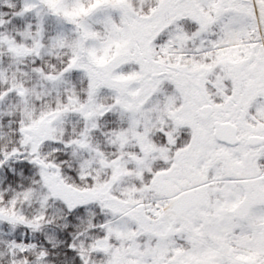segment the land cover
<instances>
[{"label":"snow or ice","instance_id":"6c2138e0","mask_svg":"<svg viewBox=\"0 0 264 264\" xmlns=\"http://www.w3.org/2000/svg\"><path fill=\"white\" fill-rule=\"evenodd\" d=\"M0 264H264V0H0Z\"/></svg>","mask_w":264,"mask_h":264}]
</instances>
